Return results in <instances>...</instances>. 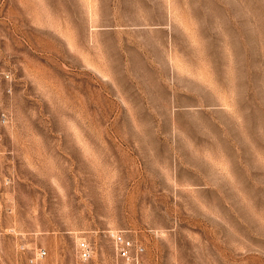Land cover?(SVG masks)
I'll return each instance as SVG.
<instances>
[{
  "label": "rangeland",
  "instance_id": "1",
  "mask_svg": "<svg viewBox=\"0 0 264 264\" xmlns=\"http://www.w3.org/2000/svg\"><path fill=\"white\" fill-rule=\"evenodd\" d=\"M112 231L264 264V0H0V264H128Z\"/></svg>",
  "mask_w": 264,
  "mask_h": 264
},
{
  "label": "built area",
  "instance_id": "2",
  "mask_svg": "<svg viewBox=\"0 0 264 264\" xmlns=\"http://www.w3.org/2000/svg\"><path fill=\"white\" fill-rule=\"evenodd\" d=\"M109 235L112 239L113 247H115L116 254L128 264H131L134 258H137L138 252L143 249L141 245L134 243L123 231H112ZM76 249L83 260L88 259L93 251L91 244L85 240H80L76 245ZM45 253L44 250H41L39 255L43 256Z\"/></svg>",
  "mask_w": 264,
  "mask_h": 264
}]
</instances>
